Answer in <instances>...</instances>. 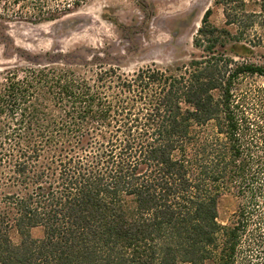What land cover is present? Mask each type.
<instances>
[{"label": "trees", "instance_id": "trees-1", "mask_svg": "<svg viewBox=\"0 0 264 264\" xmlns=\"http://www.w3.org/2000/svg\"><path fill=\"white\" fill-rule=\"evenodd\" d=\"M11 1L50 22L86 0ZM228 2L185 65L0 77V264H235L244 236L264 264V88L240 90L264 64L216 51L264 46V0Z\"/></svg>", "mask_w": 264, "mask_h": 264}, {"label": "rangeland", "instance_id": "rangeland-1", "mask_svg": "<svg viewBox=\"0 0 264 264\" xmlns=\"http://www.w3.org/2000/svg\"><path fill=\"white\" fill-rule=\"evenodd\" d=\"M247 12H258L261 0H243ZM228 0H86L77 10L60 14L57 20L42 22L30 9L0 0V77L30 67L71 66L114 67L130 75L138 69L156 66L162 70L187 64L206 55L193 45L207 10L209 22L225 24ZM232 6V5H231ZM231 29V28H230ZM234 32V31H232ZM260 31L255 34L259 36ZM235 61L264 64V46L226 42L216 48ZM240 90L264 88V78L246 77ZM238 206L232 194L219 200L218 221L225 225ZM41 229L31 231L40 238ZM14 243L19 242L15 232ZM248 237L235 264H258Z\"/></svg>", "mask_w": 264, "mask_h": 264}]
</instances>
